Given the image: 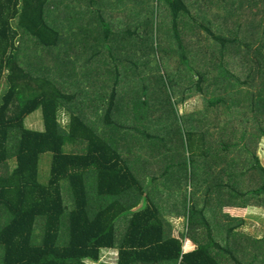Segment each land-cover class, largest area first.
Masks as SVG:
<instances>
[{"label": "trees", "instance_id": "obj_1", "mask_svg": "<svg viewBox=\"0 0 264 264\" xmlns=\"http://www.w3.org/2000/svg\"><path fill=\"white\" fill-rule=\"evenodd\" d=\"M51 1L53 0H0V264H97L103 250H108L110 256L118 257L115 264H226L219 253L213 252L214 248L217 247L218 252L222 254L232 253L213 238L212 232L218 231L214 230L208 220L206 209L195 210L193 206L187 204L188 232L185 235L174 230L172 234L169 233L164 222L170 227L171 225L160 216L159 209L149 198L148 188L152 181L149 183L147 178L145 183H142L141 178L136 177L131 171L129 162L121 155L120 149L124 150V144H119L115 139L117 132L124 128L123 130L134 136L140 122H148L149 116L153 118L157 115L156 101L153 97L150 98L146 90L149 81L137 73L138 68L135 63H132L133 67L130 69L134 78L128 79L126 94L136 102L128 108L129 99L123 98L124 101L121 102L117 93L110 95L109 102L112 104L109 106V112L106 111L103 116L104 129L100 131L98 125H92L86 120L84 113L70 105L74 97L68 96L56 86L54 74L52 77L48 76L52 71L49 63L46 62L40 70L38 62L34 67L31 65L33 61L28 66L24 62L20 44L17 46V41L21 40L22 36L34 41L37 46H42L44 50L51 51L56 47L55 39L61 40L67 37L55 25L56 17L51 14ZM83 1L94 7V14H99L101 33L106 35L108 41L112 40L110 35L118 31V28L133 37L136 31L127 20H125L127 27H122L125 22H119L118 19L109 22L115 12L117 16L119 11L124 10L123 0H118L116 3L112 0ZM160 1H162L161 8H165L164 1ZM165 1L167 9L172 11L171 28L175 34V42L178 44L186 40L192 42L187 43L186 49L182 48L183 52H189L187 54H192L195 59L199 57L200 52L211 55L212 61L209 60V64L200 65L199 61L198 68L194 69H197L200 78L196 83L191 84V90L204 91L202 82L206 81L207 74H215L217 81L226 86L230 79L238 77L228 67L223 57L224 53L216 61L214 47H209L212 48L211 50L207 47L198 48L199 38L197 37V41H192L196 38V34L192 38L191 33L186 35L181 32L180 26L186 29L191 23L183 20L182 17L184 13L189 14V6L185 0ZM257 1L247 0L252 8L255 24L259 20L264 21L262 19L264 0ZM78 2L82 0H75V3ZM242 4L245 5L246 0H243ZM101 5L103 7L106 5L104 11H98ZM144 9L142 7L137 10L140 11L137 16L141 22H143ZM213 13V16L202 15L200 19L198 18L199 22L205 19L202 25L198 22L199 26L202 28L215 26L216 19H220L222 15L217 9ZM66 16L60 15L61 22L66 23ZM240 16L241 12H237L234 14V19L239 21ZM68 25L71 34L78 33L74 22ZM208 30V34L222 42L226 49V44L247 41L244 43L246 47L228 49V52L233 50L238 56H245L249 52L254 54L255 65L253 62L249 63L248 58L242 62L245 69L250 68L253 63L252 72L246 79V84L253 89L248 92L250 99L244 91L238 93L235 91L230 94L231 103L226 107L227 116L224 122L229 125L226 130L234 131L237 142L229 146L224 142L225 140H222L224 149L229 150L232 147V152L238 158L234 165L235 170L242 173L243 167H246L250 173V169L254 167H251L250 161L246 158L245 154L248 150L242 143L248 142L251 129L242 126H247L250 112H253L257 118L259 115L260 117L264 115V36L260 39V43H253L252 41L258 38L249 34L242 26L235 37L230 38L217 35L214 27H208ZM140 40L151 48V50L139 49L141 58L149 57L151 54L147 56L146 53L150 52L155 56L156 53L153 51L160 50L166 44V42L151 43L147 39ZM205 40L209 41V39ZM167 43L175 44L174 40ZM66 44H68L67 50L71 52L66 57L72 58L69 65L75 69L78 66L74 63L83 58L89 63L83 65L85 70L90 67L95 68L96 59L105 58L104 50H108L110 53L108 52L106 57L110 59L108 60L110 68L120 73L122 62L119 60L118 52H114L115 48L110 44H104L103 55L102 50L85 48L84 41L79 43L68 37ZM30 60L31 58H28L26 62ZM191 70L193 71V68ZM41 71H44V74ZM39 72L43 74L41 77L43 79L39 78ZM159 82L165 93L169 95V100L159 96L163 103L160 100L157 103L162 105L160 110L165 108L168 110L166 105L171 106L168 85L162 76ZM216 97L213 91V100ZM219 100L220 98L217 101ZM117 101L121 102L118 111L115 110ZM128 109H130L129 113ZM63 110L69 114L66 125L60 120ZM39 111L44 120V129L28 128L27 121ZM162 114L163 118L172 121L171 127H173L174 120L169 112L164 111ZM258 122L260 127L264 124L262 120ZM169 127H165V131H168L167 135L171 136L173 141V132ZM255 133L256 131H253V134ZM258 134L264 140V127L258 129ZM181 135L184 138V134ZM70 144L74 146L71 154L67 153ZM46 154L53 155V163L49 183L42 184L41 160ZM254 161L257 162L255 168L262 169L261 161L256 158ZM262 170L264 173V169ZM91 177L96 179L97 184L96 193L92 195L86 187ZM258 179L259 188L253 193L256 197L264 194V174ZM64 182L70 185L75 204V208L69 213L63 193ZM154 182L157 180L153 179V184ZM212 191V188H209L206 194L208 202L213 200ZM144 200L151 201L152 204L143 206ZM218 201L220 203V200ZM128 214L131 216L126 220L127 222H122L125 225L121 230V223L118 222ZM66 215L69 239L63 244L61 243L62 226ZM39 221H42L43 226L40 237L37 236ZM242 224L243 222L240 221L231 228V231H235ZM200 228H206L211 235V241L207 239L206 244L193 245L190 243L192 235ZM232 259L235 264L236 262L240 264L237 257Z\"/></svg>", "mask_w": 264, "mask_h": 264}, {"label": "crops", "instance_id": "obj_2", "mask_svg": "<svg viewBox=\"0 0 264 264\" xmlns=\"http://www.w3.org/2000/svg\"><path fill=\"white\" fill-rule=\"evenodd\" d=\"M123 1L124 10L122 12L119 11L117 16L115 12L114 17L110 19L109 22L118 19L119 22H125L122 24V27H127L125 21L127 20L132 29L136 31L141 27L140 18L137 16V13L140 11L137 10L142 7L145 8L147 2L151 0ZM195 1L197 0H185L188 6ZM188 2L190 3L188 4ZM242 2L243 0H228L225 3H221V6L214 7V10H220L222 15L220 19H216L215 25L219 30H225V33L230 34L236 33L237 30H240V26H242L249 34H253L258 38L257 40H253V43H260V39L264 36V21L261 22V20H259V22L255 24L256 21L253 20L254 15L250 4L247 0L245 5L242 4ZM257 2H261V0ZM72 8L75 10L71 9L67 13V16L65 15L67 17V24L61 22L62 18L59 13L56 14L55 25L57 29L64 34L65 37L67 36L66 38L75 39L79 43L84 41L85 48L102 50V55L105 49V43L113 46L116 52H118L119 60L123 64V66L121 65L122 69L120 73H116L110 68L108 63L110 59L106 57V53L105 58L98 57L96 59L95 68L90 67L85 70L83 65L89 63L83 58L81 61L74 63L75 66H78V68L75 69L69 65V63L71 64L72 58L68 59L66 57L71 54V52L67 50L68 44H66V38L59 39L60 41L55 39L54 42L57 44L56 47L53 48V51H51L47 49L44 50L42 46H37L34 41L22 36V39L17 41V46L20 44L21 49L25 47L27 50L26 52H22L21 50L24 62L26 63V60L31 58L27 66L33 61L34 63L31 65L34 67L38 62L40 70L46 62L49 63L52 71H50L51 73L48 76L52 77V74H54L53 78L56 82V86L63 90L68 96L74 97L70 105L80 111L79 107H81L85 101H90L96 111L91 108L88 115L85 112H80L86 115V120L92 125L100 123L103 129V116L106 111L109 112V106L112 104L109 102L110 95H115L117 93L121 102L124 101V99H130L126 91L129 85L128 79L134 78L130 69L133 67L132 63H135L138 68L137 73L143 75V77L149 81L146 90L150 98L153 97L156 101L155 110L157 115L153 116V118L150 116L148 118L151 122L150 132H136V136H131L127 130H123L124 128L117 132L118 134H116L117 136H115V139L119 144H124V150L120 149L122 157L125 161L129 162L131 171L136 177L140 176L143 178L141 174L145 172L146 177L149 178L148 182L150 183L152 181L148 188L151 196H149V198L159 209L160 216L170 225L173 220H177L176 222L179 221L181 225L188 226L189 219L186 212V203L188 205L191 203L189 206H193L195 210L205 208V214L208 220L211 222L214 230L218 231L212 232L213 238L219 241L224 249L228 248L232 253L225 252L222 254L218 252L217 247L214 248L213 252L219 253L223 262L229 264L228 259L225 258V254L231 259L235 258L238 254L245 257V259L247 258L248 264H264V232L261 231L260 233L251 234L245 230V226L248 225L250 219H253L252 222L264 223V194L258 197L253 194L260 185L258 177L264 174L262 170L264 169V140L258 134V129L264 127V124L260 127L258 120L264 122V115L262 114V117L259 115L257 118L253 112H250L251 109L249 108L248 111L250 115L248 116L247 126H242V128L246 127L247 129H251V134H249L247 138L248 142L242 143L248 150V153L245 154L246 158L250 161L251 167H254L250 169V173H248L246 167H243L242 173H240L241 171L237 172L235 170L234 165L238 158L235 153L232 152V147L230 148L231 150H226L222 142V140H225L224 142L229 144V146L237 142L234 131H227L226 129L229 125L224 122L227 116L226 107L231 103L230 94L235 91H237V93L244 91L250 99L248 92L250 89L253 91V89L246 84V79L248 74L252 72L253 63L255 65V62H253L254 54L249 52L245 56H238L233 50H229L228 52V49L238 48L239 46L246 47L244 43L247 41L243 40L238 43L226 44L227 49L224 47H217V42L214 43L205 39L197 42L198 48L207 47L209 49V47H214L216 50L215 56H217L216 61H218L224 53L225 56L223 57L228 67L232 69V72L238 75L235 79H230L227 86L224 83L218 82L217 78H215L214 81L217 82L213 91L217 97L213 100V91L207 93L204 89V91H199V93L190 88L191 84L196 83L200 78L197 69L194 70L198 68L199 61L200 65H206V63L209 64L210 62L208 61L211 60V55L206 52H200L199 57L196 59L192 54H187L189 52L184 53L182 48L186 49L187 43H192L191 41L186 40V44L185 42L181 44L175 41V44H168L166 42L165 46L160 50L153 51L157 55L154 56L153 53L150 52L149 54L146 53L147 56L151 54L150 57L141 58V53L139 51V49H143L141 48V40L138 42L136 40L121 41L118 38L114 41H108L106 35L101 33L99 26L100 21L98 18L99 14H94L93 7H90L87 2L82 0V2H74ZM105 8L106 5L104 7L101 5L98 11H104ZM64 9L66 10V7H64ZM237 12H241L239 21L234 19V14H237ZM186 15L187 14L184 13L182 17L183 20L188 21ZM262 19L264 20V17ZM72 22L75 23L77 27L75 30L78 31V33L71 34L72 31L68 23ZM230 26L235 27V29L237 28V30L231 32L227 31ZM180 30L182 33L185 31L184 27L182 29L180 28ZM118 31H121V28H118ZM119 34L121 37V33ZM226 38L229 37L226 36ZM192 41H197V38L194 40L192 39ZM128 44L130 48L127 49L128 53L126 56V53H123V48H127ZM149 49L151 50V48ZM98 54H100V52ZM218 55L220 57H218ZM151 56H154L155 60L158 56L161 61L163 67V72H161V74L166 77L164 80L168 85L170 95H172L174 99V101L170 99L171 106L166 105L168 106V110L166 108L165 110H160L159 108H162V105L157 103L158 100L163 103L162 99L159 97V93L161 90L165 91V89L161 86V82H159L160 78H158V71L155 63L153 64L151 61ZM32 57H34V59ZM134 58H136V61ZM247 58L249 63H253L250 65V68L247 67V69H245L242 62ZM142 65L144 67H142ZM192 68L193 71L191 70ZM181 71L183 76L179 80L180 83L177 85L175 83V76L179 75ZM41 72L44 74V71ZM41 72H39V78L43 79L41 78L43 76ZM184 80H187V86H185ZM172 92H174V95ZM175 93L176 95L179 94L176 98ZM196 94L204 100V107H202V109H197L196 104L192 101V95ZM209 94L211 95V99L207 98ZM219 98L220 100L217 101ZM121 102L117 101L115 103L116 111L119 110ZM135 102L136 101L130 99L127 103V106L129 105L128 108H131ZM173 106H175V108ZM178 110L181 111L180 114ZM164 111L169 112L172 120H174V126L180 129L181 133L184 134V141L186 140L185 142H187L188 145V148H185L183 141L184 153L183 151L179 153L181 149L176 148L175 141H171V136L167 135L168 131L163 132L165 127L168 128L170 125L169 128H171L172 126V121L170 119L167 120L163 118L162 113ZM63 112L65 113V110H63ZM92 112H96V115L92 116ZM98 112L101 113L100 118L98 117ZM129 112L130 109H128V113ZM141 123L144 124L145 121L140 122L138 126H140ZM143 127L147 126L144 125ZM253 131H256V133L253 134ZM254 158L261 161L262 169L255 168L257 162L254 161ZM185 162H187V164ZM189 168L192 169L191 176L187 170ZM153 179L157 180L154 184ZM172 185L175 186V188H172ZM189 187L193 188L192 202H187V191ZM209 188H212V194H214L212 202L206 201V194L209 192ZM184 189L185 192L182 193L181 190ZM174 190H177V194L173 192ZM164 193H171L172 198L166 202L169 203L171 201L175 206L179 205L178 209L173 211L171 208L170 212H163L164 205L162 203L165 197L162 194ZM226 195L228 197H226ZM179 197H181V201ZM218 200H220V203ZM144 201L146 204H144ZM144 201L143 206L152 204L151 201ZM168 205H170V203ZM255 213L256 215H254ZM240 221H242L243 224L237 227L235 231H231V228ZM164 224L169 233L172 234V230H174L182 234L180 230H176V228L173 227V225L176 226L175 223L171 225L172 228L168 226L166 222H164ZM227 231H229V233ZM207 239L211 241L210 233L206 231V228H200L199 231L194 232L190 243L195 245L206 244ZM107 252L109 251L103 250L101 252V258L97 264H115L106 262L107 260L112 261L113 259L107 257L109 255ZM238 263L242 264L239 260Z\"/></svg>", "mask_w": 264, "mask_h": 264}, {"label": "rangeland", "instance_id": "obj_3", "mask_svg": "<svg viewBox=\"0 0 264 264\" xmlns=\"http://www.w3.org/2000/svg\"><path fill=\"white\" fill-rule=\"evenodd\" d=\"M114 3L118 2V0H112ZM164 1V5L165 8H161V4L162 1L160 0H151L150 2H147L145 9L143 10V22L140 21L141 23V27L138 28L135 32V34L133 35V37H131L130 35L124 33V31H121V37L120 34L118 33V31H114L112 35H110V39L112 40H116L119 38V40H127V41H131V40H136L137 42L140 39H147L149 41H151V43H163V42H168V41H176L175 37H174V31L171 28V9H167L166 6V1ZM193 1V0H192ZM228 0H197L195 2H193V4L189 5V14L186 15V19H188V21H190L191 23H189L187 20V22L189 23V26L184 29V33L187 35L188 33H191L192 38L195 36L196 34V38L198 37L199 40H204V39H209V41H212L214 43L217 42V47H223V43L220 41H217L212 35H209L208 32V27H214V32L217 33V35H219L220 37H235V34H230V33H225L224 31H221L217 28V26L212 25V26H206V28H202L199 26L205 23V19L200 20L202 15L205 16H213L214 13V7L216 6H221V3H225ZM75 0H53L51 1V14H54L56 16V14H60L62 16L67 15V13L69 12V10L74 9L72 8V5L74 4ZM190 2H188L189 4ZM64 7H66V10L64 9ZM94 9V7H93ZM75 10V9H74ZM96 15V14H95ZM199 18V19H198ZM207 20V19H206ZM199 22V24H198ZM221 24V23H218ZM146 25V26H145ZM147 27V28H146ZM181 29L183 28L182 26L180 27ZM217 29V30H216ZM237 30V28L235 29V27L230 26L229 29L227 31H235ZM238 31V30H237ZM136 36V37H135ZM191 39V38H189ZM141 48L147 49L149 46H145L144 43L141 44ZM128 48L129 44L127 46V48H123V53H128ZM113 49V48H112ZM212 48H209V50H211ZM22 52L23 51H27L25 47H23V49H21ZM114 52H116L115 49H113ZM108 52L110 53V51H106L105 53L108 55ZM147 52V50L145 51ZM134 54V53H133ZM157 55V54H156ZM124 56V55H123ZM150 57V56H149ZM152 59L151 61L153 62V64L155 63L156 69L158 71V76L163 79H166V77L164 75L161 74V72H163V67H162V63L159 60L158 56L157 59L155 60L154 56H151ZM218 57H220L218 55ZM34 59V57H32ZM134 60L136 61V58H134ZM29 62V61H28ZM28 62H26V64H28ZM144 62V60H143ZM123 66V64H122ZM122 66L120 68V71L122 69ZM182 69V68H181ZM183 76L182 71L181 73L179 72V75H176V84L178 85L180 82L179 80L181 79V77ZM215 74H207L206 75V81L202 82V85H204V89L206 90L207 93H211L214 90V87L216 85V82L214 81L215 79ZM185 81V86L188 85L187 80ZM190 83V82H189ZM172 94L174 95V92H172ZM176 95V93H175ZM179 95V94H178ZM176 95L175 98L178 96ZM159 96H161L162 98H165L167 101L169 100V95L167 93H165L164 90H161L159 93ZM192 101L196 104L197 109H202V107H204V100H202L201 97H199V95H192ZM208 99H211V95H207ZM130 100V99H129ZM171 100L174 101L172 95H171ZM90 102V101H89ZM88 101H85L84 104L79 107L80 111L85 112L87 115L89 114V111L91 108L94 109V106L92 105V103H89ZM175 108V106H173ZM95 110V109H94ZM96 111V110H95ZM179 114H180V110H178ZM99 114V118L101 117V113L98 112ZM96 115V112H92V116ZM61 123H63L64 125H66L69 121V116L67 113H64L61 111V117H60ZM28 122V128L30 127L31 129L34 130H41L44 129V120L42 118L41 112H36L34 113L31 118H29ZM209 124V123H208ZM97 125H99V130L101 131L103 129V126L99 123H97ZM147 126V127H143V126ZM150 128H151V122H145L144 124L141 123V125L139 126V129L137 130V133H144V132H150ZM166 129L163 130V132ZM171 132L172 133V139H174L175 141V146L177 149H181L179 150V153H181L183 151L184 153V147H183V136L181 135V130L177 129L175 126L171 127ZM181 144V145H180ZM185 144V148H188L187 142L184 141ZM182 146V148H181ZM74 150V146L72 144H70V146L67 147V153L71 154L73 153ZM52 163H53V155L52 154H46L42 156V160H41V168H40V181L42 184H48L51 178V170H52ZM189 171V175L191 176L192 173V169H187ZM145 172H142V177L141 178V182L145 183L147 177L145 175ZM144 179V180H143ZM190 180V178H189ZM64 187H63V193L65 196V200H66V204L68 206V213L71 212L74 208H75V204H74V199H73V195L71 192V188L70 185L67 182H64ZM87 190L89 192L90 195H92V193H96L97 190V184H96V179L94 178H90L89 181L86 184ZM172 188H175V186L172 185ZM177 190H174L173 192L176 193ZM193 188L188 189L187 193H188V197H187V202L191 201L192 202V195H193ZM181 192H185L184 190H181ZM179 193V192H178ZM165 197L164 202L162 203L164 205L163 208V212H170L171 208L174 210L178 209L179 205L175 206L173 202H169L170 205H168L169 203H167L166 201L170 200L171 197V193H164L162 194ZM179 200L181 201V197H179ZM144 204H146V202L144 201ZM143 204V205H144ZM191 203H189L190 205ZM186 211L188 213V207H187V203H186ZM256 215V213L254 214ZM131 215H124L118 222V224H120V228L121 230H123V227L125 224H123V221L128 220V218ZM169 219V218H168ZM42 220V219H39ZM177 220H173V222H171V225H173V223L176 224L173 225L174 228H176V230H180V232L186 233L188 231V226L186 225H181L178 222H176ZM253 219H250V222H248V225L245 226V230L246 232L249 233H260L261 231L264 232V223L262 222H252ZM39 230H37V236L40 237L43 231V226H42V221H39ZM252 222V223H251ZM128 224V223H127ZM126 224V226H127ZM172 228V227H171ZM67 215L65 216V218L63 219V226H62V241L61 243H65L68 239H69V230L67 233ZM205 232V231H202ZM195 245V244H193ZM193 247V246H192ZM108 258H113L112 261L107 260L106 262L109 263H117L118 261V257L117 256H107ZM236 257L238 258V260L242 263V264H248L247 262V258L245 259V257H243L242 255H236ZM235 257V258H236ZM225 258L228 259L229 264H235L234 261H232V259L225 254Z\"/></svg>", "mask_w": 264, "mask_h": 264}]
</instances>
